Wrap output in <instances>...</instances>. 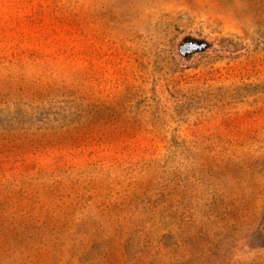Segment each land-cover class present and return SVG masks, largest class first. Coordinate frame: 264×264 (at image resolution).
<instances>
[{
  "label": "rangeland",
  "instance_id": "1",
  "mask_svg": "<svg viewBox=\"0 0 264 264\" xmlns=\"http://www.w3.org/2000/svg\"><path fill=\"white\" fill-rule=\"evenodd\" d=\"M0 264H264V0H0Z\"/></svg>",
  "mask_w": 264,
  "mask_h": 264
}]
</instances>
